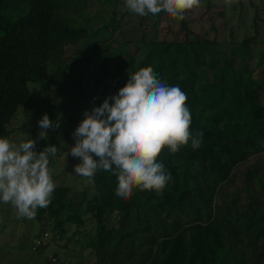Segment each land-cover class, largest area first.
<instances>
[{"label": "trees", "instance_id": "trees-1", "mask_svg": "<svg viewBox=\"0 0 264 264\" xmlns=\"http://www.w3.org/2000/svg\"><path fill=\"white\" fill-rule=\"evenodd\" d=\"M99 1L103 11L92 13L91 0H0V137L14 138L21 107L40 119L54 114L35 102L29 82L62 93L70 68L66 48L81 45L76 61L103 59L98 86L117 70L124 77L106 84L93 107L105 98L111 103L130 74L151 67L186 94L190 131L203 132L202 142L193 149L189 141L176 153L163 149L157 162L171 180L159 194L133 188L131 197L122 199L115 195L116 175L104 170H97L78 198L70 185H56L48 206L37 209L35 218L43 225L33 250L49 249V227L62 239L75 226L74 234L86 238L79 255L90 264H264V78H257L250 65L253 47L264 42V6L262 12L250 0L255 10L251 35L242 26V12V22L231 25L238 6L201 0L209 11L223 8L226 34L219 40L210 38L218 32L215 25L209 32L196 30L189 11L183 20L163 11L139 16L125 0ZM112 43L125 46L124 58L110 54ZM258 53L264 58V46ZM111 61H117L115 67L108 66ZM36 122L33 117L31 123ZM14 218L16 223L26 219ZM53 258L79 264L57 251L37 264Z\"/></svg>", "mask_w": 264, "mask_h": 264}, {"label": "clouds", "instance_id": "clouds-1", "mask_svg": "<svg viewBox=\"0 0 264 264\" xmlns=\"http://www.w3.org/2000/svg\"><path fill=\"white\" fill-rule=\"evenodd\" d=\"M200 4L201 0H125V7L139 16L163 11L178 20ZM111 101L105 98L91 112L85 110L73 132L76 142L69 151L81 158L74 172L89 180L97 170L116 175L115 195L122 199L130 198L133 188L162 193L171 180L164 164L157 162L163 149L176 153L189 141L197 149L203 138V132L190 131L186 94L163 82L151 67H144L130 74ZM39 125V137L47 139L46 129L60 127L59 114L55 122L44 114ZM35 146L32 138L16 143L0 137V202L10 204L18 218H35L38 208L48 206L56 188L49 156H56L57 147L48 145L37 152Z\"/></svg>", "mask_w": 264, "mask_h": 264}, {"label": "rangeland", "instance_id": "rangeland-1", "mask_svg": "<svg viewBox=\"0 0 264 264\" xmlns=\"http://www.w3.org/2000/svg\"><path fill=\"white\" fill-rule=\"evenodd\" d=\"M213 1L218 5H221L224 2V0ZM254 1L259 8H261L260 11H262L264 6L262 1L264 0ZM230 2H232L234 6H238L235 9V19L232 21L231 25L241 21L239 14L242 12L245 14L244 23L241 21L242 26L244 27L247 25L248 32L251 35H254L255 29L253 27L252 16L255 10L251 5L250 0H230ZM240 2L242 3L239 4ZM222 9V7H219L214 9V11H209L208 7L205 8L203 5H200L199 7L189 10V13L196 21L194 24L195 29L200 32H209L210 26L215 25L218 28V32H213L210 35V38L223 40L226 33L223 28L224 18L219 14V11ZM89 10L92 13L97 10L103 11V5L99 0H91V7ZM262 15L264 16V14ZM98 21L100 22L101 20ZM102 21L99 24L103 23ZM246 22H248V24ZM174 28H177V25ZM261 36L264 39L263 27L261 28ZM79 46L66 48L70 68L65 76V87L62 89V93H58V90L53 88L54 86L46 91L43 83L29 82V88L33 91L35 102L41 108L47 107L50 111L54 112L53 115L48 114L49 119L55 122L54 117L56 116L58 119L59 114L60 127L46 129L45 131L48 132V138H40V114L35 116L34 111L21 107L18 109L17 117L13 123V126L17 128V131L13 134L14 138L11 140L19 143L21 140L32 138L35 140V150L37 151L38 148H41L38 152L42 151L48 145H56V156H49V168L53 181L56 185H70L73 187L72 195L74 198H78L80 191L91 183L89 179L78 177L74 172V166L80 163L81 158L73 157L69 151L70 147L74 146L76 142L73 132L84 119L85 110L89 112L92 111L94 99L101 93V91H103L105 85L119 83L124 79V77L121 76V71L117 70L114 72L115 74L113 76L112 73H109V77L98 86L100 77L105 74V70L102 68L103 59H98L97 64L76 61L74 56L80 51ZM116 46L119 45L113 43L110 45L109 48H114L110 54L123 57L126 50L125 46H120V48H117ZM263 46L264 42L253 47L255 57L250 61L253 74L257 78H264V58L259 56L260 54L258 53L259 48ZM131 48H133V46H131ZM116 64L117 61H111L108 66L111 68L112 66L115 67ZM53 67L54 69L56 68L55 65ZM51 70H53V68H51ZM114 76H116L117 79L114 78ZM55 103L64 104L69 111L56 107ZM33 117L36 118L37 125L31 123ZM65 117L68 118V120L63 122L62 120ZM71 123L73 125L72 127H69L68 125ZM58 154H62V156L56 159ZM93 192L94 190L92 189L90 191V196ZM15 216V210L10 204L0 202V228L3 230L0 232V264H37L44 259L45 254L48 252L52 253L53 251H57L61 258H68L71 262L76 261L79 264H90V261L85 259L86 256H83V254L81 256L79 255L83 250L82 247L86 242V238L81 233H78L77 235L74 234L76 231L75 226L71 227L67 236H64L62 239L54 235L55 231L53 228L49 227L48 232L51 236L50 247L45 253L43 251L33 250V246L35 245L36 238L40 234L43 223H40L36 218H22L23 220L25 219V222L16 223L14 221ZM113 221L114 220L111 222ZM88 227L89 228L83 229V231L87 232L92 228L91 225Z\"/></svg>", "mask_w": 264, "mask_h": 264}, {"label": "built area", "instance_id": "built-area-1", "mask_svg": "<svg viewBox=\"0 0 264 264\" xmlns=\"http://www.w3.org/2000/svg\"><path fill=\"white\" fill-rule=\"evenodd\" d=\"M48 236V233H45V237ZM47 264H63L61 261H59L56 258L51 259V261H49Z\"/></svg>", "mask_w": 264, "mask_h": 264}]
</instances>
